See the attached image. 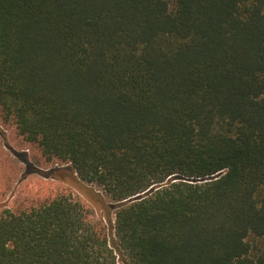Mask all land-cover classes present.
Returning <instances> with one entry per match:
<instances>
[{
	"label": "trees",
	"instance_id": "1",
	"mask_svg": "<svg viewBox=\"0 0 264 264\" xmlns=\"http://www.w3.org/2000/svg\"><path fill=\"white\" fill-rule=\"evenodd\" d=\"M0 114L104 210L3 209L0 264H264V0H0Z\"/></svg>",
	"mask_w": 264,
	"mask_h": 264
},
{
	"label": "rangeland",
	"instance_id": "2",
	"mask_svg": "<svg viewBox=\"0 0 264 264\" xmlns=\"http://www.w3.org/2000/svg\"><path fill=\"white\" fill-rule=\"evenodd\" d=\"M62 167L46 160L37 146L19 136L13 122L5 121L0 114V211L26 208L61 192H70L90 208L94 207L97 216H102L104 210L92 206L77 183L92 188L99 195H103L102 190L79 179L77 182L74 176L55 177V170Z\"/></svg>",
	"mask_w": 264,
	"mask_h": 264
},
{
	"label": "water",
	"instance_id": "3",
	"mask_svg": "<svg viewBox=\"0 0 264 264\" xmlns=\"http://www.w3.org/2000/svg\"><path fill=\"white\" fill-rule=\"evenodd\" d=\"M216 176H217V175H214V176H211V177L206 178V179L215 178ZM133 199H135V197H134Z\"/></svg>",
	"mask_w": 264,
	"mask_h": 264
}]
</instances>
